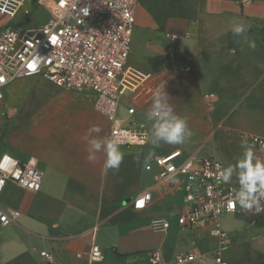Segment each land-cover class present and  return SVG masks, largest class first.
Segmentation results:
<instances>
[{
	"label": "crops",
	"instance_id": "0c3cea01",
	"mask_svg": "<svg viewBox=\"0 0 264 264\" xmlns=\"http://www.w3.org/2000/svg\"><path fill=\"white\" fill-rule=\"evenodd\" d=\"M234 19L247 25L255 47L233 37ZM128 64L148 78L122 102L119 116L146 124L149 138L144 145H121L123 162L107 174L103 152L95 163L86 159L83 136L91 125L110 137V121L93 107L91 93L63 90L42 76L4 86L0 151L33 158L42 182L37 192L7 184L0 193V204L20 212L0 230V264H97L88 259L94 244L103 253L98 264H151L154 252L159 264H216L217 252L228 264H264V212L224 214L223 243L213 224L182 227L183 181L160 179L156 164L179 152L175 164L195 154L226 167L240 158L250 136L264 138V0H137ZM163 86L193 131L184 144L151 140L145 113ZM129 104L136 109L130 115ZM228 184L239 187L235 173ZM147 191L146 206L134 209L135 198ZM154 218L168 226L153 229ZM188 253L194 261L185 260Z\"/></svg>",
	"mask_w": 264,
	"mask_h": 264
},
{
	"label": "built area",
	"instance_id": "2783aa9c",
	"mask_svg": "<svg viewBox=\"0 0 264 264\" xmlns=\"http://www.w3.org/2000/svg\"><path fill=\"white\" fill-rule=\"evenodd\" d=\"M136 3L137 0H0V13L9 17L0 26V100L8 82L42 76L63 90L91 93L93 107L110 121V138L119 140L123 146L146 144L149 138L146 124L125 122L119 116L122 102L148 78L128 64ZM39 10H45L47 17L38 24ZM182 67L191 69L187 63ZM213 97L211 93L205 95L208 107H212ZM125 108L128 115L136 110L130 104ZM249 140L264 154L263 137L252 135ZM178 153L156 159L160 179L183 181V212L178 216V224L182 227L213 224L214 233L223 243L225 233L219 221L224 214L240 208L233 201L238 187L217 179L224 167L217 158L191 154L175 164L172 160ZM41 182L42 172L33 158L21 160L0 151V193L7 184L37 192ZM150 196V191L137 196L133 208H144ZM19 215L17 209L0 204V230L16 223ZM167 226L165 219L151 221L155 230ZM41 255L50 259L45 251ZM213 258L216 264H228L218 252ZM88 259L97 264L102 261L99 245L91 247ZM185 260L194 261L195 256L188 253ZM150 263L159 264L158 253L151 254Z\"/></svg>",
	"mask_w": 264,
	"mask_h": 264
},
{
	"label": "clouds",
	"instance_id": "9594fccd",
	"mask_svg": "<svg viewBox=\"0 0 264 264\" xmlns=\"http://www.w3.org/2000/svg\"><path fill=\"white\" fill-rule=\"evenodd\" d=\"M87 11L85 8V15ZM230 31L233 37H241L249 47H255L254 43L247 40L245 35L247 25L243 21L234 19L231 22ZM145 115L151 122V140L154 144L161 141L174 145L184 144L193 135L187 118L174 110L164 86L153 92L150 108ZM101 132L102 129L95 124L86 130L83 136L87 144L86 159L90 163H95L98 159L97 154L103 152L105 157L103 172L107 174L109 170L118 171L125 155L121 151L120 141L101 136ZM241 149L240 158L234 164L223 167L217 179L223 183H229L235 173L239 187L233 193L234 204H238L243 211L254 210L256 214H259L264 212V158L255 153L251 142H243Z\"/></svg>",
	"mask_w": 264,
	"mask_h": 264
},
{
	"label": "rangeland",
	"instance_id": "374dc122",
	"mask_svg": "<svg viewBox=\"0 0 264 264\" xmlns=\"http://www.w3.org/2000/svg\"><path fill=\"white\" fill-rule=\"evenodd\" d=\"M28 7H29L31 10L35 11V10L33 9L32 6H29V5H28ZM37 14H38V19L36 20V23L39 24V23L44 22L45 19H46V17H47V13H46V11H45V10H39ZM8 20H9L8 15H7L6 13L1 12V13H0V26L3 25V24H5ZM2 101H3V100L0 101V107H1V103H2ZM3 113H4V111H3V109L1 108V109H0V135H1L2 128H3V126H4L3 123L5 122V119H4L5 117H4Z\"/></svg>",
	"mask_w": 264,
	"mask_h": 264
}]
</instances>
